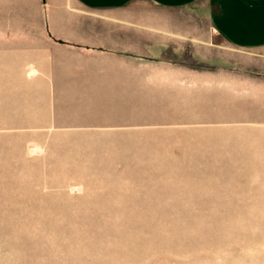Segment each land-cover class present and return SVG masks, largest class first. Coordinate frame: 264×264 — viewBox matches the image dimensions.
Listing matches in <instances>:
<instances>
[{
    "label": "rangeland",
    "instance_id": "374dc122",
    "mask_svg": "<svg viewBox=\"0 0 264 264\" xmlns=\"http://www.w3.org/2000/svg\"><path fill=\"white\" fill-rule=\"evenodd\" d=\"M17 2L0 1V264H264V70L186 45L137 58L136 90L60 89L16 58L52 10L158 9ZM189 10L203 31L207 1Z\"/></svg>",
    "mask_w": 264,
    "mask_h": 264
},
{
    "label": "crops",
    "instance_id": "0c3cea01",
    "mask_svg": "<svg viewBox=\"0 0 264 264\" xmlns=\"http://www.w3.org/2000/svg\"><path fill=\"white\" fill-rule=\"evenodd\" d=\"M17 1L23 6L26 0ZM132 1L76 0L94 11H119ZM148 1L158 11L118 18H74L55 8L48 31L44 26L42 34L24 37L22 45L17 40L16 58L35 73L65 75L55 80L67 90H136L137 58L166 59L167 50L176 53L186 45L192 58L201 60L202 44L212 49L221 42L225 54L236 50L245 63L264 70V0H206L210 19L203 31L189 10L199 0ZM175 11L180 15L170 14ZM40 67L49 70L40 72Z\"/></svg>",
    "mask_w": 264,
    "mask_h": 264
},
{
    "label": "bare ground",
    "instance_id": "6f19581e",
    "mask_svg": "<svg viewBox=\"0 0 264 264\" xmlns=\"http://www.w3.org/2000/svg\"><path fill=\"white\" fill-rule=\"evenodd\" d=\"M77 260V259H76Z\"/></svg>",
    "mask_w": 264,
    "mask_h": 264
}]
</instances>
